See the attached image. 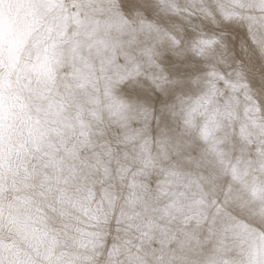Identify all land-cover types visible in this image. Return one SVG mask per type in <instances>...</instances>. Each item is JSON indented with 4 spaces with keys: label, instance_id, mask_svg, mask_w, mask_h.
Returning a JSON list of instances; mask_svg holds the SVG:
<instances>
[{
    "label": "snow or ice",
    "instance_id": "snow-or-ice-1",
    "mask_svg": "<svg viewBox=\"0 0 264 264\" xmlns=\"http://www.w3.org/2000/svg\"><path fill=\"white\" fill-rule=\"evenodd\" d=\"M0 264H264V0H0Z\"/></svg>",
    "mask_w": 264,
    "mask_h": 264
},
{
    "label": "bare ground",
    "instance_id": "bare-ground-1",
    "mask_svg": "<svg viewBox=\"0 0 264 264\" xmlns=\"http://www.w3.org/2000/svg\"><path fill=\"white\" fill-rule=\"evenodd\" d=\"M216 231L218 233L223 232V224L222 223L217 225ZM207 249H208V243L206 242L204 247L199 250L198 255L196 257H194V259L199 261L201 258L208 257L211 253Z\"/></svg>",
    "mask_w": 264,
    "mask_h": 264
}]
</instances>
